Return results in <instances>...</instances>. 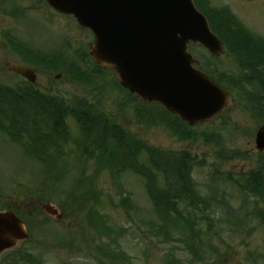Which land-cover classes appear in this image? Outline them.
Listing matches in <instances>:
<instances>
[{"label": "rangeland", "instance_id": "1", "mask_svg": "<svg viewBox=\"0 0 264 264\" xmlns=\"http://www.w3.org/2000/svg\"><path fill=\"white\" fill-rule=\"evenodd\" d=\"M202 2L207 9L230 8L231 13L248 32L264 40V0ZM14 12L17 16L12 17ZM4 32L19 43L30 45L43 53L64 52L66 59L62 58V63L57 68L33 66L38 73V88L66 98L79 96L90 104L102 107L110 118L113 117L142 141L164 150H183L192 157L201 159L193 177L205 197L209 198L213 193L211 189L216 186L220 188V193L223 192L232 201L234 208L238 209L244 198L248 200V209H253L258 202L250 194L238 193L237 188L225 180V174H231L232 177L247 174L256 168L258 162L254 132L260 125L259 120L247 110L236 91L235 107L221 118L198 128V131L208 133L209 136L197 135V138L181 141L162 127L139 121L136 118L138 112L135 104H127L126 95L115 86L110 71L92 73L85 62V55L78 54L85 51L88 42L92 41L91 33L81 31L73 19L51 10L45 0H8L3 7L0 6V84L8 87L7 85L15 84L21 78L9 70L7 62L25 66L31 62L23 60L21 55L11 50L8 40L3 38ZM206 63L218 78L230 80V76H237L241 72L237 60L231 55ZM76 76L85 77V83L89 84L81 85ZM225 85L228 87L227 83ZM68 126L71 138L72 135L76 136L78 129L74 121L70 120ZM73 147L71 143L67 151L72 153ZM233 150H240L244 154H237L230 159V152ZM68 159L66 164L70 177H81L83 180L90 177L93 180L95 193L98 191L100 196L90 206L101 213V217L106 218L107 223L113 227L114 237L100 236L86 221V212L80 208L76 209V213L67 210L66 216L59 222L47 220L44 215L37 213L36 209L41 203L37 202L39 196H33L36 188L39 194L46 195L50 191L54 193L50 195L59 197L62 190L67 193L71 180L62 178L48 181V176L41 172L42 167L26 155L24 148L10 142L0 132V205L6 204L24 212L23 216L29 222L30 237L19 247L35 253L42 263L167 264L172 258L176 264L179 257L182 264H253V257L249 255L251 253L258 257L255 264H264V224L257 219L249 218L243 228L218 222L217 231L211 233L213 239L210 244L226 255L222 261L217 255L192 263L183 252L181 244L175 241L165 242L163 237H157L152 232L160 221L153 211L145 181L139 175L131 172H124L121 176H112L113 173L109 171L97 173L94 162L75 160L74 155H69ZM140 161L143 165L146 163L144 157ZM42 184L45 188H41ZM126 196L132 209H126L120 204ZM59 199L67 202L68 196H61ZM29 212L35 213L29 215ZM208 214L210 221L226 217L223 209L215 203H211ZM207 227V224L201 225L203 230H207ZM233 227L236 230L230 231ZM173 247L175 253L173 255L172 252L170 256L169 249Z\"/></svg>", "mask_w": 264, "mask_h": 264}, {"label": "trees", "instance_id": "2", "mask_svg": "<svg viewBox=\"0 0 264 264\" xmlns=\"http://www.w3.org/2000/svg\"><path fill=\"white\" fill-rule=\"evenodd\" d=\"M196 1L207 14L213 29L222 37L229 53L234 56L241 69L240 74L230 76V80L217 78L218 81L224 85L227 83L228 87L225 86L229 90L237 92L247 110L256 116L259 122H263L264 41L245 31L228 11L207 9L202 0ZM94 71L98 73L101 69L96 67ZM76 79L87 82L85 77L76 76ZM147 107L142 105L137 109V117L140 120L147 124L164 126L180 139L197 138L196 132H188L177 118L163 109L147 110ZM69 118H73L79 128V137L75 143L73 142L75 150L82 156L93 158L98 170L108 168L118 173L132 171L142 176L146 180L154 209L169 225L183 227H180L186 236L183 241L188 244L191 253H195L193 246L195 234L191 220L200 209L205 208L200 206L205 203L201 204L204 201L201 200L199 190L191 176L194 163L189 154L167 153L145 146L114 120L105 117L94 105L89 106L83 98H74L69 103L62 98L45 96L25 82L14 87L0 84V131L13 142L26 148L33 158L45 167L48 174L53 168L58 167L59 161L63 160V148L69 145L70 133L67 127ZM143 154L146 156L148 166L146 163L144 166L140 161ZM262 163L257 177L252 179L251 183H246L247 187L252 188L251 191L264 186V160ZM60 171L53 175L54 179L62 178L64 173ZM160 176L163 181L159 180ZM231 180L234 184L245 187L242 177ZM73 184L71 190L73 195L68 192V200L73 199V204L83 210L93 211L90 206V200L95 199L93 185L90 181L84 184L78 179H74ZM41 188L45 186L42 184ZM46 193L48 195L41 194L39 199L54 198L50 195L54 193L50 191ZM247 210L239 217H235L231 212V217L240 224L248 217ZM256 217L264 220V212L257 214ZM93 226L103 228L100 224L97 226V223H93ZM22 258L30 262L32 257L24 255Z\"/></svg>", "mask_w": 264, "mask_h": 264}, {"label": "water", "instance_id": "3", "mask_svg": "<svg viewBox=\"0 0 264 264\" xmlns=\"http://www.w3.org/2000/svg\"><path fill=\"white\" fill-rule=\"evenodd\" d=\"M58 11L74 14L96 36L91 56L102 67L114 66L122 86L145 101L160 102L188 124L210 120L232 105L228 92L194 70L186 53L191 42L218 55L219 39L191 0H48ZM16 72L35 82L30 70ZM264 150V127L257 135ZM42 210L54 219L62 212L48 202ZM28 237L24 223L0 212V253Z\"/></svg>", "mask_w": 264, "mask_h": 264}]
</instances>
